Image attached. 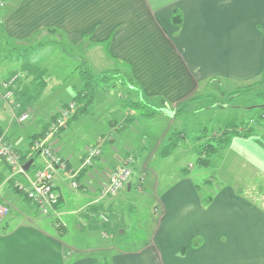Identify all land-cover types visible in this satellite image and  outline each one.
<instances>
[{
	"label": "crops",
	"instance_id": "1",
	"mask_svg": "<svg viewBox=\"0 0 264 264\" xmlns=\"http://www.w3.org/2000/svg\"><path fill=\"white\" fill-rule=\"evenodd\" d=\"M176 9L182 14L180 24L172 19ZM0 36L27 45L41 38L40 47L52 46L51 51L54 46L58 51L65 50L61 42L64 39L83 49L86 55L103 47L109 58L131 65L128 71L141 92L129 86L127 89L156 106L163 103L158 106L162 110L156 117L168 121L166 127H171L176 110L187 103L192 105L202 84H222L224 79L253 83L264 79V0H8L6 7L0 9ZM22 58H16L18 68L3 71L0 67V133L21 150L29 149L30 137L45 131L49 119L76 94L75 86L65 84L64 78L45 77V69L41 68L44 60L35 56ZM82 60L91 63L88 58ZM19 72L24 73L15 84V99L20 106L19 102L2 97V83ZM56 88L60 90L58 97L50 94ZM65 94L70 98H60ZM105 99L110 100L105 113L118 117L107 119L109 127H80L81 114L52 138L53 146L68 165L67 170L57 174L61 202L57 213L40 215L30 200H23L8 188L11 167L0 157V202L9 203L20 217L5 223L7 230L0 234V264L100 262L99 254L91 248L77 255L64 251L63 240L71 235V230L77 238L86 240L102 233L92 223V213L101 207L115 210L119 199L135 196L129 185L119 197L98 200V190L107 182L108 174L131 159L129 165L137 177L139 168L150 169L148 160L141 165V153L169 137L166 128L159 133L152 131L147 135L152 145L141 149L137 156L130 143H138L140 133L129 126H110L111 120L118 121L129 112L127 103L121 94L114 96L112 92ZM24 111L31 112V118L20 123L18 115ZM115 127V138H129L125 149L119 155H113L115 151L106 155L103 146L110 142L104 138L103 155L93 165L81 169L77 177L80 187L73 188L69 172L81 166L85 151L92 144L88 136L95 131L97 143L105 137L103 131L110 132ZM41 163L42 156L38 155L30 172L34 173ZM258 163L264 165L263 156H258ZM258 172L264 174V170ZM192 175L182 176L173 186L152 194L160 207V217L150 242L141 244V248L121 251L117 254L121 257L107 256L108 264H264V207L250 193L248 196L231 184L204 194ZM209 195L212 199L208 202ZM53 219L60 224L62 236L54 234Z\"/></svg>",
	"mask_w": 264,
	"mask_h": 264
},
{
	"label": "rangeland",
	"instance_id": "2",
	"mask_svg": "<svg viewBox=\"0 0 264 264\" xmlns=\"http://www.w3.org/2000/svg\"><path fill=\"white\" fill-rule=\"evenodd\" d=\"M7 3L8 0H5L4 6H0V9L5 8ZM40 40L41 38L33 39L29 41V44L27 45L21 44L20 40L17 39H9L0 36L1 69L4 71L6 68L9 69L10 67L18 68V61L16 60L18 56L24 58L35 56L39 58V60H44L41 63V68L45 69V77H51L53 75L57 78L62 77L64 78L63 82L65 84L75 86L73 91L76 90V92L82 90V86L84 85V80L80 75L81 67L79 66L84 58L89 59L96 75L115 68L120 70L123 74L126 73V70L122 68L125 64L121 62L119 63V59L115 60L106 56L103 47H97L86 55L83 49L67 44L64 39L61 40V42L64 43L66 49H61L59 51L57 46H54V51H51L52 46L47 48L46 46L40 47L41 45L38 44ZM32 47L36 50L28 51V49ZM23 76L24 73L20 74L19 72L18 75L14 76L15 78L13 80L4 81L2 83L4 88V94L2 97L5 100L9 102L12 100L19 102L15 99V92L14 95L10 96L7 95L6 90L9 89L14 91L16 89V82L22 79ZM5 82H11V84L6 88ZM255 82H258V80L254 81L253 84L252 81L224 79L222 84L208 83L209 85L207 86L202 84L198 91L199 96L192 101V105L187 103L183 106H186L184 113L173 117V120L167 118L172 120L173 124L171 123V127H166L169 125V122L164 119L159 120V116L148 120L140 116L138 113L136 118L129 124L132 131L140 133V139L138 140H140L139 142L141 145L138 146L139 142L130 143L133 145V150H135L137 156L141 153V149L144 148V150H146L152 145V140L147 141L149 138L147 135L151 134L152 131L159 133L161 128H166L168 130L167 133L169 137L175 131L179 132V135H183L177 141L178 149L169 156H166L165 158L163 157L162 151L164 146H167L169 143L168 137L163 140V143H159V145L154 144L152 146L153 148L148 152L145 153V151H143L141 153V165L143 164V161L146 162L148 160L147 162L149 163L150 169H145V171H143L142 168H139V171L136 172L137 177H135L134 169L130 167L126 160L118 165L116 169L111 171L108 174L109 177L114 171L122 167H130L132 169V178L123 189L130 185L135 190V196L132 198L125 197L124 199H119L121 201L115 210L109 211L101 207L100 210L93 212L92 217L94 220L92 223L99 226L102 233H99L93 238L87 237L90 239L86 240L84 237L77 238L73 230H71V235L63 240L64 251L66 250L71 253L74 252L77 255L81 252L84 254V252H88L91 248L92 251L99 254L100 262H98V264H108L107 256L117 255L121 253V251L132 247L141 248L145 244H148L156 231L158 218L160 217V207L156 202V197L152 194H158V192L173 186L182 176H187L189 174H193V178L198 182L197 186L202 188L204 194H209L218 190L220 187L231 184L242 190L244 193H248V196L250 193V197L264 207V174L262 175L258 172L259 169L262 171L264 170V165L258 163V156L264 157V82ZM114 83H116V88L112 87ZM247 85H251L253 89L249 91H240L241 94H236V90ZM91 87L92 90L88 88V95L83 100L75 101L72 99L69 101L71 103L75 102L77 106L85 105L87 107L88 112L86 111L83 113V116L80 119V124H78L80 127H109L106 124L107 119L118 118L117 116L112 117L109 116L108 113H105L107 111L105 109H107L109 105L108 103H110V100L109 102L106 101L105 96L111 92L114 93V96L121 94V99L126 103L130 100L138 99L137 92L127 89L126 85H123L118 81V78H110L104 83H95ZM59 91L60 90L56 88L54 91H50V94L58 97ZM94 95L96 100L93 99ZM60 98L65 100L70 97L68 94H65ZM90 98L92 99L90 100ZM69 102L61 106L59 110L66 107ZM156 104L157 106H160L163 103L159 102ZM17 105L20 106L21 103L19 102ZM26 112L29 111H24L18 116L20 117ZM29 113L31 118V112ZM106 114L108 116H105ZM19 117L18 120L20 123L30 120L29 118L28 120L21 121ZM124 117L125 115L120 117L118 121H115V119L111 120L110 126L116 124L117 129L118 127L122 128L124 125ZM53 120L54 118L52 116L49 119V125L45 129V133L35 139L34 148L38 149L39 155L42 156V163L39 167L44 163L42 154L43 147L45 146L55 149L52 143V138L57 136L60 131L53 134L49 133ZM226 128L229 130L239 128L241 135H243L242 133L245 132V130L249 129H252V131L254 130V133L249 137L233 136L229 145L225 146V139L223 138L224 135L222 133ZM117 129L115 127L114 130L110 132L103 131L102 133H104L105 137L97 143H94L93 134L95 131H92L93 133H91V136H88V140H91L92 144L86 149L81 166L78 169H73L69 172V175L72 178L73 188L77 189L80 187V182L77 177L81 172V169L93 165L95 160L103 155L101 142H105L104 138H106V141L110 142V144L106 143L105 146H103L106 155H109L114 151L116 153L113 155H119L125 149L127 142H129V138L126 136L124 138L116 137V141L115 136L118 133ZM101 136L102 135H100V137ZM32 137L33 136L30 137V141L34 139ZM4 139L12 144L16 150L18 149V147L6 136H4ZM30 141L28 143L29 145ZM208 143L217 146L218 153L210 157L211 163H209V165H204L198 161L199 152L201 145ZM90 149L100 150V155L92 157L89 165H84V160ZM18 151L20 152L21 149H18ZM130 155L131 153L128 156ZM150 157L151 160H153L152 163H150ZM62 158V167H59L55 174L57 192V174L61 170L68 169L66 159L63 156ZM14 170L15 169L11 167L12 178H16L13 176ZM27 170L29 172L31 171L29 169ZM138 174L140 175L138 176ZM10 180L14 181V179ZM10 180H7V187L12 189L9 182ZM102 187L103 185L99 188L96 196L98 200H111L121 195L120 191L115 196H104ZM12 191L14 190L12 189ZM6 205L8 206L9 211L7 215L0 220V234L7 230L5 229V223H8L11 220L20 219V217L17 218V214L13 212L11 205L9 203ZM53 222L56 224L54 225V234L62 236L64 233L60 228V224H57L58 222L56 219H53ZM55 231H61L62 234L58 232L55 233ZM141 244L144 245L142 246ZM57 247L59 248V246Z\"/></svg>",
	"mask_w": 264,
	"mask_h": 264
},
{
	"label": "built area",
	"instance_id": "3",
	"mask_svg": "<svg viewBox=\"0 0 264 264\" xmlns=\"http://www.w3.org/2000/svg\"><path fill=\"white\" fill-rule=\"evenodd\" d=\"M5 0H0V6H4ZM16 76V75H15ZM15 77L13 76L10 81ZM8 81V80H7ZM11 82H5L6 88ZM14 84V83H13ZM7 95H14L15 91L6 90ZM77 105L75 102L63 107L57 113V116L52 122L50 127V134L59 132L62 128L67 126V122L72 114L75 112ZM30 113L26 112L19 117L21 121L28 120ZM42 154L44 163L41 167L35 169L34 173L29 172L21 160V154L16 148L10 144L4 136L0 133V157L8 164L9 167H13L15 170L13 176L8 180L14 179L16 186L22 190L30 199L34 208L42 215L49 216L57 213V207L59 203V194L56 191V171L59 167H62L61 160L62 155L58 154L53 148L43 147ZM100 155V150L90 149L84 160V165L91 163V158ZM131 159H127L129 163ZM132 178V169L130 167H122L114 171L107 182L103 185V194L115 196L117 195ZM9 208L6 204L0 202V220L7 215Z\"/></svg>",
	"mask_w": 264,
	"mask_h": 264
},
{
	"label": "trees",
	"instance_id": "4",
	"mask_svg": "<svg viewBox=\"0 0 264 264\" xmlns=\"http://www.w3.org/2000/svg\"><path fill=\"white\" fill-rule=\"evenodd\" d=\"M173 22L176 24H180L182 22V14L180 12V10L176 9L173 12V16H172ZM111 40V37L107 39L106 43L109 44ZM110 54H112L111 52H109ZM121 60H119L120 63ZM121 63L125 64L124 67L127 70L126 73H121L120 70L118 69H111L109 71H105L101 74H95L93 71V67L92 65L86 61V60H82L81 65H79L80 68V75L84 80V85L82 86V90H79L76 92L75 96H74V100H78L81 101L83 100L86 96H87V91L88 88L91 89L92 85L95 83H100V82H105L110 78H118V81H120L123 85L129 86L132 89H136L139 93L141 92V89L139 87V84L133 80V78L131 77V74L129 73L128 70H131V65L128 62L125 61H121ZM84 64V66H83ZM258 82H264V79L258 81ZM255 82V83H258ZM93 83V84H92ZM254 84V83H253ZM112 87H116V83L113 84ZM16 88V87H15ZM253 87H251V85H247L241 89L236 90V94H241L240 91H249L252 90ZM16 93V89L14 90ZM127 107L129 108V113L125 115L124 119H123V127L122 129H125L129 126V124L136 118V115L139 113L140 116H142L145 119H153L156 117V115L160 112V108L156 105H154L151 102H148V100L142 98L139 96L138 99L136 100H130L128 101V103L126 104ZM186 107V106H185ZM182 107L178 110H176V116L181 115L182 113L185 112L186 108ZM87 111V107L85 105L82 106H77L75 112L72 114V116L69 118L67 124L72 120L77 118L79 115L85 113ZM59 112V111H58ZM131 112V113H130ZM57 116V114L53 115V118L55 119V117ZM263 116V115H262ZM68 126V125H67ZM65 128H62L60 131H62ZM254 131V130H253ZM252 131V129L249 130H245V132H243L241 135V131L239 128H233L231 130L229 129H225L223 131V138L225 139V146L229 145V143L231 142V139L233 136H243V137H249L251 136L254 132ZM45 133V131H42L39 134H35L33 135L31 141H30V148L29 149H25V150H21V159L22 162L24 163V165L28 162L31 161L30 167L28 168L29 170H31L32 168H34L35 166V160L39 155V150L34 148V143H35V139H37L38 137H40L41 135H43ZM181 135V134H180ZM179 132H173L172 135H170L169 137V143L167 146L164 147L163 151H162V155L163 156H168L169 154H171L175 149L178 148V139L180 137H182L183 135L180 136ZM218 153V148L217 146H215L214 144H204L201 145L200 147V152H199V163L204 164V165H209V163H211L210 157L217 154ZM210 161V162H209ZM3 181V179H0V183ZM10 185L12 187V189L14 190V192L20 194L23 198V200H30L27 195L20 190L16 184L14 183L13 180H10ZM212 199V195H209L206 199V201H210ZM61 206V202L59 201L58 203V207ZM57 207V208H58ZM61 227V226H60Z\"/></svg>",
	"mask_w": 264,
	"mask_h": 264
},
{
	"label": "water",
	"instance_id": "5",
	"mask_svg": "<svg viewBox=\"0 0 264 264\" xmlns=\"http://www.w3.org/2000/svg\"><path fill=\"white\" fill-rule=\"evenodd\" d=\"M162 110V109H161ZM31 161L25 164V167L28 169L30 167Z\"/></svg>",
	"mask_w": 264,
	"mask_h": 264
}]
</instances>
